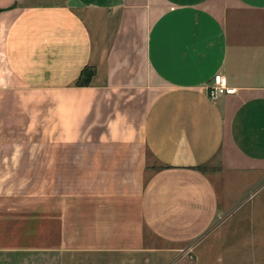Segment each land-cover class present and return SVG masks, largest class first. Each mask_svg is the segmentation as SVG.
<instances>
[{
  "label": "crops",
  "instance_id": "obj_1",
  "mask_svg": "<svg viewBox=\"0 0 264 264\" xmlns=\"http://www.w3.org/2000/svg\"><path fill=\"white\" fill-rule=\"evenodd\" d=\"M212 164L264 180V0H0V264H224Z\"/></svg>",
  "mask_w": 264,
  "mask_h": 264
},
{
  "label": "rangeland",
  "instance_id": "obj_2",
  "mask_svg": "<svg viewBox=\"0 0 264 264\" xmlns=\"http://www.w3.org/2000/svg\"><path fill=\"white\" fill-rule=\"evenodd\" d=\"M32 154V152H29L26 159L32 160ZM15 168L11 166L9 170ZM30 169L32 170V168ZM205 169L215 184L220 197L223 196L222 181L223 179L228 180V192L230 194H228L225 206L229 210H223L224 214L219 220L221 222L219 225L222 226L221 228L225 235V246L228 247V251L224 254V264H264V180L252 185L247 193L248 183L243 178L245 174L242 171H227V173H223L216 164L207 166ZM25 170H29V168L27 167ZM253 175L250 174L249 176ZM247 177L245 176V178ZM22 180L23 178H21ZM9 185L10 188L16 190L33 188V182L28 181L11 182ZM44 187H47V184H43V190ZM249 210L254 212L251 219H249ZM258 222L260 224L256 226ZM252 224L255 226L254 235L259 230L261 235L259 241L256 238L247 239L244 236V231L245 233L248 232L247 234L250 233L245 228L249 225L252 226Z\"/></svg>",
  "mask_w": 264,
  "mask_h": 264
},
{
  "label": "built area",
  "instance_id": "obj_3",
  "mask_svg": "<svg viewBox=\"0 0 264 264\" xmlns=\"http://www.w3.org/2000/svg\"><path fill=\"white\" fill-rule=\"evenodd\" d=\"M233 91L234 89L228 86L225 76L220 73H215L211 76L206 88V94L211 99L217 95L231 94Z\"/></svg>",
  "mask_w": 264,
  "mask_h": 264
},
{
  "label": "trees",
  "instance_id": "obj_4",
  "mask_svg": "<svg viewBox=\"0 0 264 264\" xmlns=\"http://www.w3.org/2000/svg\"><path fill=\"white\" fill-rule=\"evenodd\" d=\"M92 75V70L91 69H82L80 74H79V78L77 83L79 85H85L88 83L90 76Z\"/></svg>",
  "mask_w": 264,
  "mask_h": 264
}]
</instances>
